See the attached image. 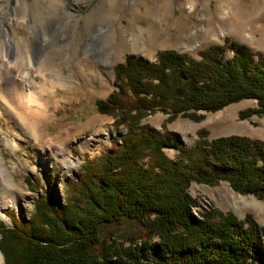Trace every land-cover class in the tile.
Returning <instances> with one entry per match:
<instances>
[{
	"label": "rangeland",
	"instance_id": "1",
	"mask_svg": "<svg viewBox=\"0 0 264 264\" xmlns=\"http://www.w3.org/2000/svg\"><path fill=\"white\" fill-rule=\"evenodd\" d=\"M223 45L230 47L225 59L239 47L264 57V0H0V95L11 109L39 118L37 132L42 135L34 140L0 109V160L5 167L1 171L11 175L9 183L23 196L22 209L4 207L7 222H0L13 227V215L28 221L36 200L51 188L65 207L84 177L80 167L120 143L127 129L116 127L115 117L96 108L117 90L115 67L129 59L155 65L162 52L198 61L204 50ZM51 73L60 74L67 84L53 90L49 102L44 101L49 95L43 94V99L35 97L36 104L26 106L27 80L31 90L36 89ZM255 108L256 101L243 100L215 113H198L201 120L179 116L172 121L157 109L136 128L175 136L177 146L162 151L177 164L181 149L196 148L201 131L207 133V141L239 136L264 143V115L240 117ZM93 126H100L108 145L93 154L82 153L78 143L90 137ZM146 162L148 158L141 164L147 167ZM159 173L155 169L152 174ZM186 193L196 220L206 214L216 224L221 215L238 222L250 217L260 236L261 256L244 264H264V199L240 195L225 182L214 186L191 182ZM5 200L0 194V207ZM102 233L117 246L130 238L139 244L158 241L142 222L109 225ZM11 252L14 256L16 251Z\"/></svg>",
	"mask_w": 264,
	"mask_h": 264
},
{
	"label": "trees",
	"instance_id": "2",
	"mask_svg": "<svg viewBox=\"0 0 264 264\" xmlns=\"http://www.w3.org/2000/svg\"><path fill=\"white\" fill-rule=\"evenodd\" d=\"M227 49L212 46L198 61L162 52L155 65L129 59L115 67L117 90L96 108L115 117L126 134L110 152L80 167L84 177L65 207L51 188L36 200L28 221L13 215V227L0 222L4 264H244L258 259L260 236L250 217L238 222L221 215L216 224L206 214L196 220L186 190L191 182H225L240 195L264 199V143L239 136L207 141L201 131L196 148L181 149L175 164L162 151L177 146L175 136L136 128L157 109L171 121L179 116L201 120L198 113H215L243 100L256 101V108L241 118L264 115V57L239 47L225 59ZM145 158L147 167L141 164ZM155 169L161 170L157 177ZM129 221L148 224L158 241L139 244L130 238L117 246L103 237L104 227Z\"/></svg>",
	"mask_w": 264,
	"mask_h": 264
},
{
	"label": "bare ground",
	"instance_id": "3",
	"mask_svg": "<svg viewBox=\"0 0 264 264\" xmlns=\"http://www.w3.org/2000/svg\"><path fill=\"white\" fill-rule=\"evenodd\" d=\"M10 41H7V47L10 48ZM31 66V61L30 59L28 60V64L27 67ZM56 73V72H55ZM49 74L47 75L48 78L44 81V83L39 87H37L36 89L33 88L31 90L32 86V82L30 80H27L28 84L25 87L26 93L24 95V100H25V104L26 106L30 107V104H36V99L38 100V97L42 98L43 94H48L49 98L48 100H44L46 103L50 101V99L52 98V93L53 90H55L56 88H62L67 84V80L63 77H61L60 74ZM26 82V81H25ZM22 86H24V83ZM29 88V90L27 89ZM69 92V91H67ZM36 97V99H35ZM43 99V98H42ZM42 99H40L42 101ZM21 101V100H20ZM0 109L3 112L4 116L12 119L13 121H15L16 123H18V125H20L23 129V131L25 132V134L29 135L30 137L34 138V140L38 141L42 138L41 134H38L37 132V128H38V119L39 118H31L26 116L22 111L18 110V109H11L8 105V101L3 99V95H0ZM32 112H30L31 114ZM35 114V113H34ZM28 115V114H27ZM33 115V114H32ZM37 116V115H36ZM90 137L87 139H83L82 141H80L78 143V146L81 150L82 153H85L87 151H90V153H95V152H99V150L102 147H105L106 145H108L107 142H105V139L103 138V136L101 137V135L103 133H101V129L100 126H93L90 129ZM99 133V134H98ZM104 140V141H102ZM1 169H5V167H2V163L0 160V194L4 199H7L5 201H3L2 206L0 207V219L4 220L7 222V216L5 211L3 210V208L5 207H15L17 210H21L22 209V205L20 204V200H22L21 198L23 196H21V194H19L18 192L15 191L14 187L9 183V180L11 179V175H4L3 171H1ZM24 207V206H23ZM3 259L2 256L0 254V264H2Z\"/></svg>",
	"mask_w": 264,
	"mask_h": 264
}]
</instances>
